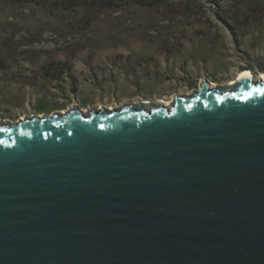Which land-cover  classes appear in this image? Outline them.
<instances>
[{"label":"water","instance_id":"water-1","mask_svg":"<svg viewBox=\"0 0 264 264\" xmlns=\"http://www.w3.org/2000/svg\"><path fill=\"white\" fill-rule=\"evenodd\" d=\"M0 264H264V75L0 123Z\"/></svg>","mask_w":264,"mask_h":264},{"label":"rangeland","instance_id":"rangeland-1","mask_svg":"<svg viewBox=\"0 0 264 264\" xmlns=\"http://www.w3.org/2000/svg\"><path fill=\"white\" fill-rule=\"evenodd\" d=\"M241 69L264 72V0H0V123L169 106Z\"/></svg>","mask_w":264,"mask_h":264},{"label":"bare ground","instance_id":"bare-ground-1","mask_svg":"<svg viewBox=\"0 0 264 264\" xmlns=\"http://www.w3.org/2000/svg\"><path fill=\"white\" fill-rule=\"evenodd\" d=\"M247 72H251L250 70H248V69H244V70H240V71H238L237 73H236V75H235V78L234 79H236L238 76H245L246 75V73ZM262 75H264V72H261L260 73V75H259V78H261L262 77ZM251 76H253V73L251 72ZM234 81V80H233ZM233 81H231V82H233ZM212 83V82H211ZM169 103H167V105H168ZM110 108V107H109ZM23 119V118H22Z\"/></svg>","mask_w":264,"mask_h":264},{"label":"trees","instance_id":"trees-1","mask_svg":"<svg viewBox=\"0 0 264 264\" xmlns=\"http://www.w3.org/2000/svg\"><path fill=\"white\" fill-rule=\"evenodd\" d=\"M244 70V69H241ZM59 72V76H62L63 74H67V72L69 71L66 65H62L61 69L58 70Z\"/></svg>","mask_w":264,"mask_h":264}]
</instances>
